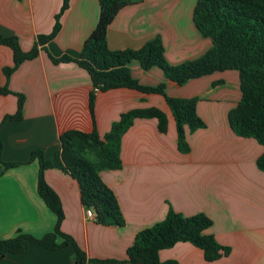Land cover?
I'll use <instances>...</instances> for the list:
<instances>
[{"label":"crops","instance_id":"0c3cea01","mask_svg":"<svg viewBox=\"0 0 264 264\" xmlns=\"http://www.w3.org/2000/svg\"><path fill=\"white\" fill-rule=\"evenodd\" d=\"M197 0H142L123 8L108 28L111 50L141 49L160 37L171 65L195 60L211 47L197 29L193 13ZM63 0H0V34L18 37L30 52L39 36L52 33ZM100 18L99 0H70L61 29L39 55L26 61L7 79L12 50L0 45V140L2 160L21 165L3 171L0 165V241L18 233L41 239L55 229L57 217L38 192L40 165L35 150L52 159L60 137L68 131L101 138L123 113L157 108L168 119L166 133L156 119H136L121 142L122 168L103 170L100 177L112 190L126 221L123 227L103 226L88 219L79 183L59 169L45 179L59 196L65 218L61 230L71 236L89 259L125 263L128 250L143 230L164 221L170 209L184 217L204 214L212 226L206 234L231 249L229 256L207 262L202 250L179 243L160 252L162 262L177 264H264V172L257 161L264 148L255 139L241 138L230 128L228 115L241 98L239 74L218 72L181 86L159 68L144 70L136 61L130 71L147 86L166 85L171 98H197V113L206 127L187 133L189 153L178 147L177 126L164 96L121 88L99 92L90 109L93 84L76 63L55 64L50 55L80 57ZM7 87L9 93H2ZM22 119L4 120L18 111ZM62 238L57 243H63ZM0 264H76L75 248L58 251L30 243L27 252L10 254Z\"/></svg>","mask_w":264,"mask_h":264},{"label":"trees","instance_id":"16d2710c","mask_svg":"<svg viewBox=\"0 0 264 264\" xmlns=\"http://www.w3.org/2000/svg\"><path fill=\"white\" fill-rule=\"evenodd\" d=\"M142 0H99L100 18L97 27L86 40L80 57L68 55L55 58V64L76 63L90 76L93 92L90 109L94 114L97 94L114 89L127 88L144 94H159L165 97L174 116L178 147L180 152L189 153L188 132L206 127L197 113V98L183 99L167 96L166 85L147 86L133 78L130 64L138 62L144 70L159 68L166 78L178 85L190 80L218 72L236 71L239 74L241 98L228 115L231 130L241 138L255 139L264 148V0H197L193 20L204 38L212 47L201 57L179 65H171L163 41L156 37L141 49L111 50L108 45V28L125 7ZM70 7V0H63L61 11L51 34L39 36L34 48L24 52L18 37H4L0 34V45L13 52L14 65L4 69L7 79L26 61L34 60L42 48L53 40L61 29V18ZM2 93H9L7 87ZM18 111L6 120H21L25 98L18 95ZM136 119H156L158 129L166 133L168 119L157 108L136 109L123 113L113 124L111 131L103 138L93 131L84 133L68 131L60 137V149L52 159H46L42 150L32 153L31 161L38 160L40 173L38 192L48 208L56 215L57 222L52 233L41 239L18 233L15 238L0 241V262L10 254L28 251L30 243L51 251L61 250L69 245L75 248L76 264H115L117 261L89 259L73 240L61 230L65 218L63 206L57 193L45 179L49 169H59L74 178L80 186L81 201L85 209H93L95 222L103 226L123 227L126 223L118 200L112 190L103 182L100 172L122 168L120 158L121 142L125 133ZM3 143L0 140V165L3 171L21 165L2 160ZM264 172V152L257 161ZM212 221L204 214L184 217L170 209L164 221L141 231L128 250L129 264H177L176 261L162 262L160 252L179 243H190L202 250L207 262H215L231 253V249L220 245L214 236L206 234ZM62 238L61 244L57 239Z\"/></svg>","mask_w":264,"mask_h":264},{"label":"built area","instance_id":"2783aa9c","mask_svg":"<svg viewBox=\"0 0 264 264\" xmlns=\"http://www.w3.org/2000/svg\"><path fill=\"white\" fill-rule=\"evenodd\" d=\"M86 216L88 219L95 220L96 214L93 209H86Z\"/></svg>","mask_w":264,"mask_h":264}]
</instances>
